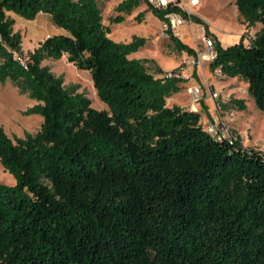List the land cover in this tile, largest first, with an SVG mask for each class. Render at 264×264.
<instances>
[{
    "label": "trees",
    "instance_id": "obj_1",
    "mask_svg": "<svg viewBox=\"0 0 264 264\" xmlns=\"http://www.w3.org/2000/svg\"><path fill=\"white\" fill-rule=\"evenodd\" d=\"M143 1H119L109 21ZM234 4L246 27H261L227 46L176 3L147 9L162 22L178 12L202 25L215 49L209 67L245 80L264 110V0ZM7 11L47 13L64 33L25 53ZM109 32L96 0H0V83L12 81L36 101L24 113L42 116L22 137L0 124V164L15 179L0 183V264H264V149L233 133L218 138L198 110L168 106L183 78L129 57L144 36L118 42ZM63 55L90 71L106 109L42 64ZM229 101L246 108L242 98Z\"/></svg>",
    "mask_w": 264,
    "mask_h": 264
},
{
    "label": "rangeland",
    "instance_id": "obj_2",
    "mask_svg": "<svg viewBox=\"0 0 264 264\" xmlns=\"http://www.w3.org/2000/svg\"><path fill=\"white\" fill-rule=\"evenodd\" d=\"M96 1L101 9L103 22L110 27L108 36L111 39L118 42H128L133 35L148 37L149 43L142 47L140 51L130 55V57L150 56L149 67L151 69L157 67V64L162 67L175 65L174 68H182L181 78L189 82L186 85L187 93L181 91L179 94H174L168 100V104L172 105L173 101H176L179 96L186 100H191V104L192 96L187 90L188 87L194 84L201 86L202 95L198 98L196 104L199 102L202 106L200 111L201 123L205 126V120L212 118L204 105L205 100L211 98L209 91L212 90L210 87V83H212L214 89L221 90L229 98H242L246 104V108L243 110L233 106L237 112L227 118L228 133L238 136L243 145L247 147L264 149V110L259 109L255 105L253 97L247 91V82L245 80L237 77H227L223 74H214L213 69L209 67L211 60L202 57L206 51L203 40L206 35H204L202 25L186 19L183 25L172 30L176 37L195 50L196 55L193 56L176 47L173 40L169 37V33L163 29L162 21L147 9L148 0H144L140 7L121 22L109 21V17L116 13L115 7L120 0ZM174 2L188 12L201 17L208 24L210 31L214 35L216 34L214 32H217L223 36L226 31H230L232 34L237 28V31L241 34L249 36L251 34L254 35L261 27L260 23L253 27H246L237 11L234 0H174ZM140 11L144 12L143 20L138 22L134 16ZM6 15L14 21L13 30H18L22 34L21 44L25 53L32 50L45 37L46 33L54 35L58 33V29L60 30V27L53 23L47 13L35 16L33 19H26L10 11H7ZM244 41L247 42V39L245 38ZM188 57H193L195 63L192 65L187 64L186 59ZM42 64L48 65L56 75L62 76L65 87L73 88L75 91L82 92L88 96L92 107L106 109L105 103L96 95L89 70L78 68L73 63L68 62L66 55L57 59L45 58ZM35 103L34 99L18 89L12 81L6 80L0 83V124L10 137H22L26 132L34 133L38 130L42 116L36 113H24V110ZM229 106H231L230 103L221 104L215 109V115L224 116ZM0 183L7 185L15 183L14 177L1 164Z\"/></svg>",
    "mask_w": 264,
    "mask_h": 264
},
{
    "label": "built area",
    "instance_id": "obj_3",
    "mask_svg": "<svg viewBox=\"0 0 264 264\" xmlns=\"http://www.w3.org/2000/svg\"><path fill=\"white\" fill-rule=\"evenodd\" d=\"M148 2L159 8H164L169 3H175L174 0H148ZM166 20L162 22L163 29L166 31L170 29L171 31L175 28H178L179 26L183 25L186 22V19L178 12H168L165 14ZM253 36L252 34L248 37ZM205 42V48L206 51L202 55V57H206L210 60H212L215 56V49L213 45V40L210 37H204L203 38ZM186 63L189 65H192L195 63V60L193 57H188L186 59ZM214 74L216 75H222L221 69L219 67H215L213 69ZM182 68H172L167 71H165V75L168 77H175V78H181L182 77ZM188 92L192 96V103L190 104V109L197 110L196 108V101L198 98L202 95V89L199 85H191L188 87ZM209 96L214 100L215 108L217 109L221 104H228L229 103V97L221 92V90H216L212 88V90L209 91ZM236 109L233 106H229L228 110L226 111V114L224 116L220 114H216L212 116L211 119L205 120V128L212 134L216 135L218 138L221 137H228L230 133H228V124H227V118L233 116L235 114Z\"/></svg>",
    "mask_w": 264,
    "mask_h": 264
},
{
    "label": "crops",
    "instance_id": "obj_4",
    "mask_svg": "<svg viewBox=\"0 0 264 264\" xmlns=\"http://www.w3.org/2000/svg\"><path fill=\"white\" fill-rule=\"evenodd\" d=\"M121 1V0H120ZM140 7V6H139ZM137 9V8H136ZM134 11V10H133ZM132 14V13H131ZM130 14V15H131ZM40 15H43V13L42 12H39L36 16H40ZM130 15H125V18L126 17H129ZM154 19H156L158 22H159V20L157 19V18H155L154 17ZM58 33L57 34H60V33H64V30L62 29V28H60V30L58 29V31H57ZM214 33H216L215 35H216V37H217V39L220 41V43H221V45L222 46H227V45H230V44H233V43H235L236 41H238L239 40V38H240V36H241V33L239 32V31H237V28L235 29V32H233L232 34L230 33V31L228 32V31H226L225 32V35H223V36H221V35H219L217 32H214ZM48 35H50L49 33H46V35H45V37H47ZM44 37V38H45ZM145 38H146V43L143 45V46H141L137 51H135V52H133L134 54L136 53V52H138V51H140V49L142 48V47H144V46H146L148 43H149V39H148V37L147 36H144ZM43 38V39H44ZM42 39V40H43ZM38 44V43H37ZM37 44H36V46H37ZM133 53H131L130 55H132ZM130 55H129V57H130ZM150 56H147V55H143V56H141V57H134V58H149ZM149 59H151V58H149ZM157 67H159V68H161L162 69V71L164 72V71H167V70H169V69H172V68H174L175 67V65H173V66H169V67H162V66H160V65H158L157 64ZM157 67H155V68H157ZM155 68L154 69H152V70H155ZM159 75V73H156V76H158ZM232 78H235V77H232ZM181 89L178 91V92H175V93H173L171 96H169L167 99H166V104L168 105V106H171L170 104H168V100L170 99V98H172L173 97V95L175 94H179V93H181V91H184V93H187V91H186V85H188L189 84V82L188 81H182L181 83ZM210 87L211 88H213L214 87V85L212 84V83H210ZM211 99V98H210ZM206 99L205 100V102H204V105L206 106V110L208 111V113L211 115V116H214L215 115V103H214V100L213 99ZM190 102H191V100H186V99H184L183 97H181V96H179L178 97V99H176V101H173V104H177V105H179V106H181V107H184V108H188L189 109V104H190ZM172 104V105H173ZM201 105H200V103L198 102L197 104H196V108H197V110L200 112L201 111ZM201 113V112H200ZM200 121H201V118H200ZM203 126H204V124H203ZM205 127V126H204Z\"/></svg>",
    "mask_w": 264,
    "mask_h": 264
}]
</instances>
